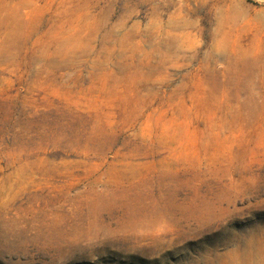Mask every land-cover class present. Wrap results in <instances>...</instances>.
<instances>
[{
	"label": "rangeland",
	"instance_id": "1",
	"mask_svg": "<svg viewBox=\"0 0 264 264\" xmlns=\"http://www.w3.org/2000/svg\"><path fill=\"white\" fill-rule=\"evenodd\" d=\"M0 264H264V0H0Z\"/></svg>",
	"mask_w": 264,
	"mask_h": 264
},
{
	"label": "bare ground",
	"instance_id": "2",
	"mask_svg": "<svg viewBox=\"0 0 264 264\" xmlns=\"http://www.w3.org/2000/svg\"><path fill=\"white\" fill-rule=\"evenodd\" d=\"M258 253H259V252H258ZM244 254H245V253H244ZM248 254H249V253H248ZM246 260H247V262H249V263H250L251 261H253V260H255V259H254V258H252V257H251V255H250V257L248 256Z\"/></svg>",
	"mask_w": 264,
	"mask_h": 264
}]
</instances>
